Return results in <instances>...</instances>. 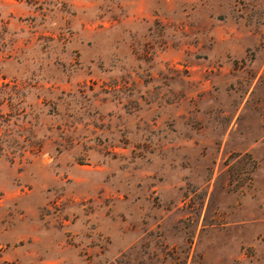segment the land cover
<instances>
[{
  "label": "rangeland",
  "instance_id": "374dc122",
  "mask_svg": "<svg viewBox=\"0 0 264 264\" xmlns=\"http://www.w3.org/2000/svg\"><path fill=\"white\" fill-rule=\"evenodd\" d=\"M0 264H264V0H0Z\"/></svg>",
  "mask_w": 264,
  "mask_h": 264
}]
</instances>
